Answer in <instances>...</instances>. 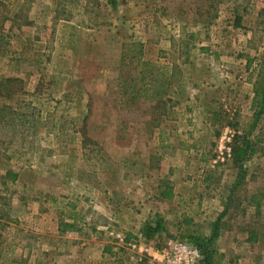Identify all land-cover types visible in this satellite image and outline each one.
Here are the masks:
<instances>
[{
    "label": "rangeland",
    "instance_id": "1",
    "mask_svg": "<svg viewBox=\"0 0 264 264\" xmlns=\"http://www.w3.org/2000/svg\"><path fill=\"white\" fill-rule=\"evenodd\" d=\"M129 43L165 103L118 92ZM263 78L264 0H0V264H144L125 242L216 220L210 264H264Z\"/></svg>",
    "mask_w": 264,
    "mask_h": 264
},
{
    "label": "trees",
    "instance_id": "2",
    "mask_svg": "<svg viewBox=\"0 0 264 264\" xmlns=\"http://www.w3.org/2000/svg\"><path fill=\"white\" fill-rule=\"evenodd\" d=\"M112 2V0H108ZM128 51H134L133 55L128 58L129 62L135 60L136 64H141V66L148 65L150 68L148 70V76L146 77L142 70L138 72L139 78L136 81L135 77H131L129 81L125 80L124 78H120L119 81V90L120 95L129 98L130 100H138L144 99L153 101L155 104L165 103L168 101L167 93H168V86L169 80L167 79V75L163 74V76L159 74V69L161 66L158 64H153L149 62H144L141 60V53H142V44L141 43H129L128 44ZM126 56L124 51H121L120 56V67L124 66V60ZM151 74V75H150ZM165 76V77H164ZM148 78V79H146ZM263 86L259 88L257 85L254 90L253 100L257 103L256 105L259 108H262L264 104V78ZM18 81L15 78H6L4 79L5 84H10L11 82ZM10 94H13L14 91H10ZM261 111V110H260ZM258 114L256 113V116ZM88 141L87 139H84ZM248 139H243L242 145V152L245 154L246 150L248 149ZM237 148L236 151H239ZM235 149L232 147V153ZM235 151V152H236ZM219 220H216L213 224V231L210 238H189L190 241L194 242L200 249L202 259L199 261V264H210V251L208 250V243L212 242L217 235V228H218ZM147 230L145 231V237L150 238L153 236L157 231L161 230V226L159 223H156L155 227H146Z\"/></svg>",
    "mask_w": 264,
    "mask_h": 264
},
{
    "label": "built area",
    "instance_id": "3",
    "mask_svg": "<svg viewBox=\"0 0 264 264\" xmlns=\"http://www.w3.org/2000/svg\"><path fill=\"white\" fill-rule=\"evenodd\" d=\"M124 244L129 255L144 264H198L202 258L199 247L185 239H169L165 242V247L156 250L140 238Z\"/></svg>",
    "mask_w": 264,
    "mask_h": 264
}]
</instances>
